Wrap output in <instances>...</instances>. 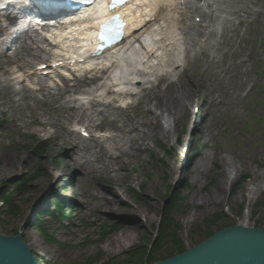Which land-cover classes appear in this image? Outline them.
I'll use <instances>...</instances> for the list:
<instances>
[{
    "label": "rangeland",
    "instance_id": "374dc122",
    "mask_svg": "<svg viewBox=\"0 0 264 264\" xmlns=\"http://www.w3.org/2000/svg\"><path fill=\"white\" fill-rule=\"evenodd\" d=\"M249 6L250 12L241 11L231 28H219L220 34L214 37L220 44L218 49L187 53L195 59L184 56L183 65L169 76V89L182 104L170 137L160 133L158 120L147 112L157 109L148 89L152 82L127 100L128 107L69 111L59 91H32L28 87L40 84L56 88L60 78L40 81L30 77L24 85L13 81L18 66L30 70L39 61L49 59V51L34 48L37 59L32 60L18 42L12 43L6 54L0 52V234H23L40 264H87V259L94 256L98 260L91 264H138V256H131L129 250L151 242L160 214L173 197L178 198V205L170 218L178 224L177 239L186 249L207 239L208 229L214 234L236 224L264 228V0H250ZM12 47H18L15 53ZM157 78L155 75L153 81ZM181 81L193 90L190 98L188 93L181 96L176 92ZM166 84H161L164 90ZM84 90L86 87H80L72 97ZM163 91L162 95L168 94ZM98 109H103L101 114ZM109 119L115 121L118 130L101 125ZM200 123L211 137L201 138L195 132L194 125L200 127ZM75 125L91 126L113 138H101L110 151L99 156L82 149L92 142L81 137L78 154L87 163L85 177L68 185L72 162L64 157L63 150L67 140L77 142L78 135L72 131ZM133 125L149 134L144 142L147 150L139 155L131 145ZM176 131L181 133L177 136ZM183 145L188 149L185 155ZM212 153L217 158L207 163L205 172L197 173L193 163ZM222 167L230 170L233 181L222 179L223 190L213 198ZM47 170L54 175H47ZM58 174L62 176L56 181ZM116 174L136 180L126 183ZM21 181L25 186H18ZM103 185L111 186L122 201L143 209V213L138 212L131 242H125L121 250L107 251L103 243L115 237L131 217L98 213L100 201L94 193L101 194ZM250 187H257L251 198L246 192ZM51 189L59 194L49 193ZM4 193L10 201L3 200ZM208 196L212 199L207 200ZM63 197L72 198V202L63 200L62 213L54 208L55 200ZM77 199L86 209L78 208ZM115 224L116 229L102 236ZM155 247L152 263L168 258L170 252L177 255V244L170 237Z\"/></svg>",
    "mask_w": 264,
    "mask_h": 264
},
{
    "label": "bare ground",
    "instance_id": "6f19581e",
    "mask_svg": "<svg viewBox=\"0 0 264 264\" xmlns=\"http://www.w3.org/2000/svg\"><path fill=\"white\" fill-rule=\"evenodd\" d=\"M144 1L146 2V4L144 3V6H142L141 9H139L137 12L138 22L140 23L139 25L142 27L140 28V31L137 34L132 35L129 40H125L126 42H129L128 46L121 53V56H119L122 62L120 78L127 79L129 81L136 80L138 78L136 76L138 74H141L139 73L141 72L140 64L145 63H147L148 67L150 68H154L156 65H159L165 71V74L160 76L158 82L156 84H153L149 88V91H152V98L156 100L155 105L157 109L153 110L152 108H150L147 110V112L149 117L152 116L153 118L158 120L160 133H163L167 136L169 135L170 137L171 134H173L176 122L180 117L179 107L182 106V104L178 102V98L175 96V93L169 89V87L172 85V82L168 81V75H170L171 72L170 70L165 68L163 64L165 60L162 59L161 56L152 55L153 52L155 51L158 54V52L163 53V51H169L171 56L174 57V63L179 66V63L182 60V55H180L181 51L176 52L177 45H180V47L185 45V51L187 50L188 52L197 51L203 53L207 52V49L209 48H211L212 51H214V49L216 48L218 49L220 44H218L217 39L214 38L217 34V29H229L234 23V20L239 19V13L241 11L249 13L250 0H183V2H178L176 0ZM153 16H155V21L149 23L148 20ZM198 17L202 18L201 22H196L195 19ZM1 19L6 20L8 24L6 27L0 25V32L5 31L9 34V38L7 37L6 39V46H8L7 43L9 42H19L20 46L29 56H31L32 60L37 59L35 53L33 52V49L35 48L36 51H38L44 50V48L40 45L35 47L29 45H27L26 47L24 46L26 40L28 39V37L30 38V36L28 35L27 30L23 29L25 23L21 19V17H11L7 11H2L0 12V21ZM17 26L21 27V33L17 37H14L13 33L16 32ZM11 27L15 29L10 32L9 29ZM87 32L88 34L90 33L88 30ZM74 33V31H71L68 37H71ZM68 37L64 34H60V31H57L56 34L51 33V35L44 37L42 43L45 44L46 42L47 46H55V43L60 44L63 48H65V50L61 48L59 49V51H61V53L62 51H64V53L62 54L66 55L72 51L74 46L76 47L79 44V41L74 39L71 40ZM147 50L149 51L147 52ZM76 53L77 52L75 51L74 55H76ZM139 53H144V56L141 57ZM190 58L191 60L195 59L192 57ZM74 66L81 67L83 66V64H78ZM23 67V65H20L19 68ZM108 69L109 68L106 67L95 70L93 72L90 71L88 73H85L82 77L76 76L71 80L66 79L64 77L61 81L60 86L56 88H53L48 85L37 84V86L34 87V91L43 92L46 91V88L59 91L61 98L65 100L64 103L67 104L65 108L69 111L85 110V105L87 103H89L91 108L94 110H96L97 107L102 106L105 108L113 106L116 107L117 99L115 97L106 102H103V100L101 101L96 98L95 100L89 99L88 101H81L80 103L77 102L78 99L72 98L73 93H75L80 87H86V90H84L82 94L83 97L88 96V98H91L92 96H96L98 90H104L106 98L115 95L116 92L113 89V84L109 83V77L106 78L107 81L105 80V75L107 74ZM31 74L35 75L37 74V72L33 71ZM150 74L151 71L148 74L142 73V75H146L145 78H149L151 76ZM196 82V79L193 80V85H195ZM162 83H167L165 90L161 86ZM90 87H94L92 89V93ZM160 91H163L164 93L167 92L168 94L162 95ZM176 92L180 93L181 96H184L186 95V93H188L187 96H189V94H191L193 90H191L190 86H185L184 81H181L179 82V87ZM66 98H68V100ZM102 110L98 109V113L101 114ZM101 125L107 128L113 127L117 129V127L115 126V121L110 119L107 121H103ZM194 126L195 132L197 134H200L199 136L201 138L205 136L211 137V133L208 130H206L205 132L202 130V128H204L203 123L200 127H198L197 125ZM92 127L95 126L92 125ZM130 133H134V135L131 136V145H134V147L138 151L137 154L139 155L142 151L144 152V150H147V147L144 145V142L149 138V134L143 130L140 131L139 127L135 125L132 126ZM180 133V131H176L177 136ZM136 134H139V136H136ZM106 137L110 139L113 138V136L111 135H107ZM54 138H57V136L54 135ZM76 139L77 142L67 140V146L63 150L64 157H66L72 162L71 168L68 173V185L76 184L79 179L85 177L86 172V169H84V165L87 163L82 160V156L80 157L78 154L80 146L82 145V140L79 135L76 136ZM90 142H92V144L84 145L82 149L87 152H94L99 156H106V154L109 153L110 150L104 146V140H102L101 138L95 137L94 135L91 138ZM117 157H119V155ZM216 158V153L205 154L202 158H199L198 162L193 163V166H195V169H197V173H203L207 168V163L212 164ZM185 163L186 161L184 162L182 167L186 165ZM121 168L125 169V165H122ZM108 170L110 172H114L112 167H109ZM45 172L47 175L53 174L49 170ZM229 174L230 170L225 169L224 167L221 168L219 175L221 180L217 182L213 189V198L214 196L216 198V195L220 194L223 190L222 179H226V181L231 182L233 181V176ZM61 176L62 174H58L56 181H58ZM115 176L119 177L117 174ZM119 178H125L126 183L136 180L132 177H126V175L120 176ZM32 189L33 191L35 190V185L32 186ZM246 192L249 198H251L252 194H255L257 192V187L247 188ZM49 193L59 194L56 189H51ZM94 196H97L96 198H98V200L100 201V203L97 205V211L100 215L111 214L128 219H130L131 217V222L124 223L119 228V232L116 234L115 237L103 243V247L107 251L121 250L124 247L125 242H131L132 235L134 231L137 230L138 226V212L140 214L143 213V209L141 207L134 208L127 202L122 201L119 193H117L109 185H103V187L101 188V194L97 195L94 193ZM212 196H208L207 200H211ZM63 200L66 203L72 202V198L69 197H63ZM77 205L78 208L81 210L86 209L84 204L81 201H78V199ZM190 216L193 217L194 213H191ZM25 226L26 225H24V227ZM27 230L28 229L25 228V232Z\"/></svg>",
    "mask_w": 264,
    "mask_h": 264
},
{
    "label": "water",
    "instance_id": "95a60500",
    "mask_svg": "<svg viewBox=\"0 0 264 264\" xmlns=\"http://www.w3.org/2000/svg\"><path fill=\"white\" fill-rule=\"evenodd\" d=\"M22 236L0 234V264H40ZM152 264H264V228L231 225Z\"/></svg>",
    "mask_w": 264,
    "mask_h": 264
},
{
    "label": "trees",
    "instance_id": "16d2710c",
    "mask_svg": "<svg viewBox=\"0 0 264 264\" xmlns=\"http://www.w3.org/2000/svg\"><path fill=\"white\" fill-rule=\"evenodd\" d=\"M23 181L20 182V184L18 186L21 185V187L25 186ZM17 186V188H18ZM3 200L5 202H8L10 200L8 195L6 193L3 194L2 196ZM178 198H171L170 199V203L167 204L164 208V213L160 214V218H159V224L156 225L157 228L154 231V237L151 240V242H144L142 243V245H140L139 247H133L130 251L131 256L132 255H137L138 259L137 262L138 264H151L152 261L155 259V253H156V249L157 247H155L157 245V243L159 241H161L162 239H165L167 237H170L176 244H177V254H180L182 252H184L186 250V248L184 247L183 243L181 240L177 239V229H178V224L174 223L172 221V219L170 218V213L175 209V207L178 205ZM56 203V207L55 209L60 210L62 213L63 211V203L59 200L56 199L55 200ZM116 225H112L110 230L105 229L102 233V236H105L107 234H109L112 230L116 229ZM47 234V233H46ZM207 236H210L213 234L212 231H210V229L207 230L206 232ZM157 240V241H156ZM155 242V243H154ZM169 257L173 256V254L170 252L168 254ZM98 260L97 256L94 257H90L87 259L86 263L87 264H91L92 261ZM127 262H130L129 260H127ZM112 262H108L106 264H111Z\"/></svg>",
    "mask_w": 264,
    "mask_h": 264
}]
</instances>
